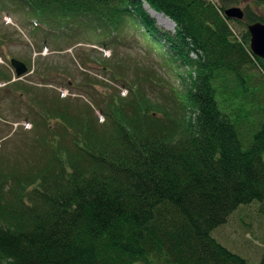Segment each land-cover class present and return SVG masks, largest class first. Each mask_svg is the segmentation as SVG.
Listing matches in <instances>:
<instances>
[{
	"label": "trees",
	"instance_id": "trees-1",
	"mask_svg": "<svg viewBox=\"0 0 264 264\" xmlns=\"http://www.w3.org/2000/svg\"><path fill=\"white\" fill-rule=\"evenodd\" d=\"M20 1L55 38L133 23L188 76L178 118L139 85L108 99L103 123L71 99L31 100L49 122L32 161L0 162V264H249L212 232L241 206L264 212V60L248 32L264 0ZM235 7L243 20L226 17ZM13 77L0 68L2 95L22 90Z\"/></svg>",
	"mask_w": 264,
	"mask_h": 264
},
{
	"label": "rangeland",
	"instance_id": "rangeland-1",
	"mask_svg": "<svg viewBox=\"0 0 264 264\" xmlns=\"http://www.w3.org/2000/svg\"><path fill=\"white\" fill-rule=\"evenodd\" d=\"M255 10L264 17V7ZM152 18L168 33L175 34L176 25L170 19L160 18L162 25ZM233 26L238 36L245 31ZM49 33L20 0H0V68L10 67L16 80L10 63L15 58L30 71L18 83L22 90L8 95L0 91V162L12 158L32 161L37 156L33 147L36 137L44 133L49 121L43 122L38 105L34 110L31 100L71 99L79 111L92 110L103 123L108 99H127L132 87L139 85V94H144L158 110L177 117L178 95L185 90L187 69L172 64L139 26L129 22L105 34L96 25L72 26L58 38ZM253 75L264 79L259 67L253 69ZM4 84L0 83V89ZM28 90L31 91L24 94ZM247 110L252 112L249 107ZM212 236L249 264H259L264 254L261 203L241 206Z\"/></svg>",
	"mask_w": 264,
	"mask_h": 264
},
{
	"label": "water",
	"instance_id": "water-1",
	"mask_svg": "<svg viewBox=\"0 0 264 264\" xmlns=\"http://www.w3.org/2000/svg\"><path fill=\"white\" fill-rule=\"evenodd\" d=\"M227 18L235 20L244 19V11L239 8H231L225 12ZM248 32L250 34V48L252 53L264 60V23H255L248 27ZM11 65L15 69L16 76L21 79L24 75L28 73V67L25 63L19 61L18 59H11Z\"/></svg>",
	"mask_w": 264,
	"mask_h": 264
},
{
	"label": "bare ground",
	"instance_id": "bare-ground-1",
	"mask_svg": "<svg viewBox=\"0 0 264 264\" xmlns=\"http://www.w3.org/2000/svg\"><path fill=\"white\" fill-rule=\"evenodd\" d=\"M146 9L148 10V12L151 14L152 17L158 19L159 23L162 24V23L160 22V18L163 17L162 15H160V14L156 13L155 11L151 10L149 7H146ZM162 25H163V24H162Z\"/></svg>",
	"mask_w": 264,
	"mask_h": 264
}]
</instances>
